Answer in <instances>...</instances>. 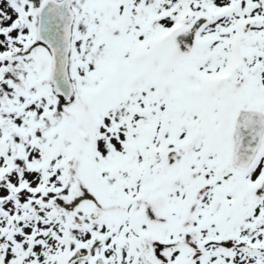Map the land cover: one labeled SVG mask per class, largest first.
Instances as JSON below:
<instances>
[{
    "label": "snow or ice",
    "instance_id": "snow-or-ice-1",
    "mask_svg": "<svg viewBox=\"0 0 264 264\" xmlns=\"http://www.w3.org/2000/svg\"><path fill=\"white\" fill-rule=\"evenodd\" d=\"M0 264H264V0H0Z\"/></svg>",
    "mask_w": 264,
    "mask_h": 264
}]
</instances>
